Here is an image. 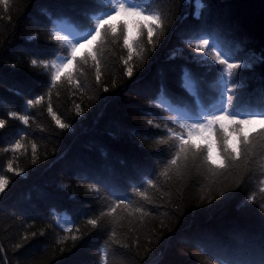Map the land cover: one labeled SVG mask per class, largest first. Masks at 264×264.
Masks as SVG:
<instances>
[{"label": "trees", "instance_id": "trees-1", "mask_svg": "<svg viewBox=\"0 0 264 264\" xmlns=\"http://www.w3.org/2000/svg\"><path fill=\"white\" fill-rule=\"evenodd\" d=\"M201 3L198 14L197 0H155L162 33L157 29L149 41L144 29L130 51L122 30L109 32L92 49L98 66L89 58L71 79L62 74L51 86L43 65L58 62L68 47L55 32L84 34L107 6L0 3V176L8 180L0 191V264L264 259V128L246 127L239 159L220 149L225 168L202 152L169 167L177 150L166 130L178 128L172 120L192 123L225 107L221 66L196 51L201 37L241 64L233 105L245 113L264 108V0ZM185 72L193 88L182 87ZM25 115L28 124L19 119ZM221 137L217 132L218 143ZM118 197L129 200L117 206Z\"/></svg>", "mask_w": 264, "mask_h": 264}, {"label": "snow or ice", "instance_id": "snow-or-ice-1", "mask_svg": "<svg viewBox=\"0 0 264 264\" xmlns=\"http://www.w3.org/2000/svg\"><path fill=\"white\" fill-rule=\"evenodd\" d=\"M8 2L9 0H0V3L5 8H7ZM154 2L155 0H102V3L107 6V10L104 14L94 17V24L89 26L86 33H76L69 38L68 35L62 36L61 31L55 32V36L61 39L68 47L66 49L67 55L58 57V62H53L50 66L43 65L48 69L49 86L55 81H59L61 75L65 73L71 79L73 73L79 70L78 66L87 64L89 58L98 66L99 60L97 59V54L92 49L96 48L98 50L104 35L109 32L115 34L118 29L122 30L124 33V45L130 51H135L133 44L138 36L143 33L144 29H147L149 41H151L157 29H160L162 33L164 21L161 18V14L153 9L152 5ZM197 4V13L199 14V10L203 7V4L201 0H197ZM200 39L201 43L195 46L196 51L203 52L205 57L211 58L214 63H218L221 66L219 69L223 81L221 96L225 107H222L218 112H208L199 115L192 123H185L182 119L172 120L174 125H178V128L175 130L167 128L166 130L168 138L170 140L174 138L177 142V150L174 152V157L169 160V167L177 165V161L182 155L186 159L189 152H202L206 154L204 158L211 165L225 168L224 160L220 155V149L223 148L229 156L235 154V159H239L241 156L240 145L242 142L247 143L248 139V134L245 131L246 127L248 125L259 124L261 128H264V108H261L259 111L245 113L238 106L233 105L232 97L235 94L236 86L233 81V77L235 76L234 70L239 69L241 64L237 62L230 63L231 56L218 45H210L209 38L201 37ZM83 49H87V51H82ZM129 59H131V55ZM31 64L36 65L37 60H32ZM127 74L129 76L132 75L131 68L128 69ZM97 79H99V75H97ZM182 87H194V82L187 72H185ZM163 91L162 88L161 92ZM43 99V96H39L28 100L26 102V109L38 104ZM48 111H52L51 107L48 108ZM11 115L15 116L16 114L12 113ZM19 119L24 124H28L27 115L20 116ZM4 123L3 120H0V127H3ZM56 123L60 128L68 127L59 119L56 120ZM217 132L222 133L221 142L219 143L215 139ZM14 147L19 148L20 144L17 143ZM8 168L10 171L12 170L11 164L8 165ZM161 175L167 177V169ZM144 183L151 186L153 185V180L148 179ZM7 184L8 180L0 176V191ZM139 194L143 196V193ZM126 200H129V198L118 197L117 206L125 204ZM115 210V207L111 208L112 212H115ZM136 211H140V209H136ZM89 223L95 225L96 221L90 220ZM104 264H107L106 259ZM260 264H264V259L260 261Z\"/></svg>", "mask_w": 264, "mask_h": 264}]
</instances>
